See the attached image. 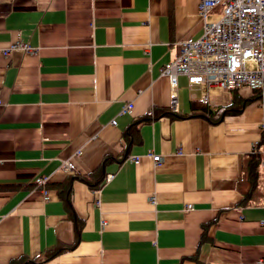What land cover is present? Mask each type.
<instances>
[{
	"label": "crops",
	"instance_id": "0c3cea01",
	"mask_svg": "<svg viewBox=\"0 0 264 264\" xmlns=\"http://www.w3.org/2000/svg\"><path fill=\"white\" fill-rule=\"evenodd\" d=\"M198 3L0 0V264H264V90L162 75Z\"/></svg>",
	"mask_w": 264,
	"mask_h": 264
},
{
	"label": "built area",
	"instance_id": "2783aa9c",
	"mask_svg": "<svg viewBox=\"0 0 264 264\" xmlns=\"http://www.w3.org/2000/svg\"><path fill=\"white\" fill-rule=\"evenodd\" d=\"M197 11L203 22L201 36L179 41L178 54L162 70L171 86H176L178 76H185L190 85L264 90V0H199ZM212 14L220 18L207 21ZM247 62L254 67L247 68ZM152 159L158 164L159 156ZM61 169L74 171L69 162ZM47 182V177L40 176L34 185L44 189Z\"/></svg>",
	"mask_w": 264,
	"mask_h": 264
},
{
	"label": "trees",
	"instance_id": "16d2710c",
	"mask_svg": "<svg viewBox=\"0 0 264 264\" xmlns=\"http://www.w3.org/2000/svg\"><path fill=\"white\" fill-rule=\"evenodd\" d=\"M261 157L260 153L256 152L253 153L252 155H249L245 162V169L247 172V179L249 182V187L250 189H254L257 185V178H258V166L260 163ZM248 197V196H247ZM245 202H246V197H245ZM35 262H29L27 264H34ZM20 264V263H17Z\"/></svg>",
	"mask_w": 264,
	"mask_h": 264
},
{
	"label": "rangeland",
	"instance_id": "374dc122",
	"mask_svg": "<svg viewBox=\"0 0 264 264\" xmlns=\"http://www.w3.org/2000/svg\"><path fill=\"white\" fill-rule=\"evenodd\" d=\"M219 18H220V14H212V15L208 16L207 21H217ZM253 66H254L253 63H251V62L246 63V67L249 69L253 68ZM102 223H103V221H102Z\"/></svg>",
	"mask_w": 264,
	"mask_h": 264
}]
</instances>
